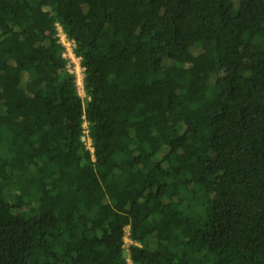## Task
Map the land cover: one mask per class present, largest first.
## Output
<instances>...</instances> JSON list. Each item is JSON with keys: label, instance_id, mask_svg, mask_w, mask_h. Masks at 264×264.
<instances>
[{"label": "trees", "instance_id": "obj_1", "mask_svg": "<svg viewBox=\"0 0 264 264\" xmlns=\"http://www.w3.org/2000/svg\"><path fill=\"white\" fill-rule=\"evenodd\" d=\"M126 228L264 264V0H0V264H129Z\"/></svg>", "mask_w": 264, "mask_h": 264}, {"label": "built area", "instance_id": "obj_2", "mask_svg": "<svg viewBox=\"0 0 264 264\" xmlns=\"http://www.w3.org/2000/svg\"><path fill=\"white\" fill-rule=\"evenodd\" d=\"M56 29H57V36L59 38V42L61 43V45L65 49L64 57L68 60L69 72L76 75L77 73L74 71V69L75 68L77 69L78 67L81 66V58L78 57L75 53L76 44H75L74 40L70 39L66 35V33L63 30L61 25L57 24ZM75 65H76V67H75ZM72 68H74V69H72ZM82 72L84 75V68L83 67H82ZM81 141L83 142L85 148L93 154L94 153L93 140L91 138L87 122H84V124H83V135H82ZM128 238H129V233H128ZM125 249H126V247H125ZM127 251L129 254L128 249H127ZM128 258H129V256H128Z\"/></svg>", "mask_w": 264, "mask_h": 264}, {"label": "rangeland", "instance_id": "obj_3", "mask_svg": "<svg viewBox=\"0 0 264 264\" xmlns=\"http://www.w3.org/2000/svg\"><path fill=\"white\" fill-rule=\"evenodd\" d=\"M75 67H76V65H75ZM72 69H74V68H72ZM74 71L77 73L75 76H76V82H77V86H78L79 94L82 96V98L85 99V98H87V97H86V93H85L84 88H83V78H84V75H83V72H82V67L80 66V67H78L77 69L75 68ZM75 72H74V73H75ZM128 231H129V228H126V235H127V236H126L125 239H124V241H125V247H126V255H127V256H129L127 249H128V247H129V245L132 243V242L129 240V238H128ZM128 261H129V264H133V263L130 261L129 258H128Z\"/></svg>", "mask_w": 264, "mask_h": 264}]
</instances>
